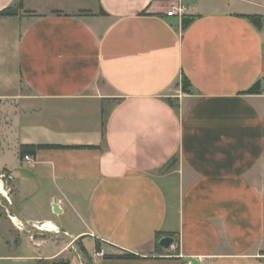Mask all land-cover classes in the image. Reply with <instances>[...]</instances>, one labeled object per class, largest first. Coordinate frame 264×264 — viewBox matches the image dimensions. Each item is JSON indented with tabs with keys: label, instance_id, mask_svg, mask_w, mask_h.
<instances>
[{
	"label": "crops",
	"instance_id": "0c3cea01",
	"mask_svg": "<svg viewBox=\"0 0 264 264\" xmlns=\"http://www.w3.org/2000/svg\"><path fill=\"white\" fill-rule=\"evenodd\" d=\"M17 1L0 0V172L24 219L81 241L90 264H264V23L248 19L264 0H24L1 15ZM33 241L37 263L83 264Z\"/></svg>",
	"mask_w": 264,
	"mask_h": 264
},
{
	"label": "rangeland",
	"instance_id": "374dc122",
	"mask_svg": "<svg viewBox=\"0 0 264 264\" xmlns=\"http://www.w3.org/2000/svg\"><path fill=\"white\" fill-rule=\"evenodd\" d=\"M54 1L62 2L64 0H53V2ZM93 1L94 0H73V3L83 4L87 8H90V4H92ZM17 3H19V0ZM24 14H28L26 9ZM16 161L17 160H15V162ZM0 181L4 184L5 190L7 192V198L14 206H16L15 198L12 196V190L14 191L13 180L9 175H3L0 172ZM10 216L14 215L0 202V264H52L55 261H67V256H65L62 259H56L53 261L42 259L39 261V263H37L33 258L43 254L44 250L34 246V244L31 242L33 240H50L53 242L58 241L56 242L58 245L62 244V246H68L71 253L77 254L76 250L72 246H69L65 240L37 236L34 233H29L24 228H22L24 230L19 229L11 221ZM20 233L23 235H20ZM20 237H22L21 240Z\"/></svg>",
	"mask_w": 264,
	"mask_h": 264
},
{
	"label": "trees",
	"instance_id": "16d2710c",
	"mask_svg": "<svg viewBox=\"0 0 264 264\" xmlns=\"http://www.w3.org/2000/svg\"><path fill=\"white\" fill-rule=\"evenodd\" d=\"M24 10V0H19V3H16L10 7H8L6 10H4L1 15L4 16H18L19 13H21ZM84 13H88V11H83ZM27 13H30V11H27ZM58 13V12H57ZM102 15H106V13L104 11H101ZM248 19L254 24V26L257 29H261L263 27V23H264V19L262 16H249ZM195 20V17L193 16H183V20H182V26L184 29H187L192 22ZM190 88H191V83L190 81L186 78L183 77L182 79V90L183 92H190ZM262 91V81H258L253 87H251L248 90V94H260ZM170 101V100H169ZM171 102V101H170ZM43 148H50L49 146H38V147H33V148H28V149H22L21 151V155L24 156L28 153H35L37 150L39 149H43ZM175 160V159H174ZM37 236H42L39 234H35ZM161 236L158 235V240H160ZM78 244L80 245L81 249L83 250V252L86 254V256L88 257V259L90 260L89 254L86 251V249L84 248V246L82 245L81 241H78ZM158 250H162V247L160 245V242L158 241L157 244ZM100 247L98 246V249ZM179 255V249L176 253L174 254H170L169 256H178ZM125 256L127 257H131L134 258L135 256L133 254L130 253H126ZM52 264H70L69 261H55Z\"/></svg>",
	"mask_w": 264,
	"mask_h": 264
},
{
	"label": "water",
	"instance_id": "95a60500",
	"mask_svg": "<svg viewBox=\"0 0 264 264\" xmlns=\"http://www.w3.org/2000/svg\"><path fill=\"white\" fill-rule=\"evenodd\" d=\"M0 202L6 209L11 211V213L19 220L21 226L26 231H28L29 233L39 234V235H42L44 237L51 238V239L67 241L76 250L83 264H90L88 257L86 256V254L83 252L78 242L73 237L59 230L56 232H52L49 230H44L42 227L30 224L28 221H26V219H24V217L21 215L17 207L14 206L10 202V200L7 197H5L1 192H0ZM174 243H175V239L172 237H165L160 240V245L166 249L173 246ZM187 262L190 264H199L198 261L195 259H187Z\"/></svg>",
	"mask_w": 264,
	"mask_h": 264
},
{
	"label": "built area",
	"instance_id": "2783aa9c",
	"mask_svg": "<svg viewBox=\"0 0 264 264\" xmlns=\"http://www.w3.org/2000/svg\"><path fill=\"white\" fill-rule=\"evenodd\" d=\"M186 11H187V9L184 6L176 4V5L172 6V9H171L169 14L173 17H183L185 15ZM25 160L28 163L33 162V159L30 156H25ZM104 255H105L104 251H100V252L96 253L97 257H103Z\"/></svg>",
	"mask_w": 264,
	"mask_h": 264
},
{
	"label": "bare ground",
	"instance_id": "6f19581e",
	"mask_svg": "<svg viewBox=\"0 0 264 264\" xmlns=\"http://www.w3.org/2000/svg\"><path fill=\"white\" fill-rule=\"evenodd\" d=\"M0 192L7 197V192L5 190L4 184L0 181ZM11 221L19 228L22 229L23 227L21 226L19 220L15 216H10ZM44 230H49L52 232L58 231V229L51 223H45L41 226ZM24 230V229H22Z\"/></svg>",
	"mask_w": 264,
	"mask_h": 264
}]
</instances>
